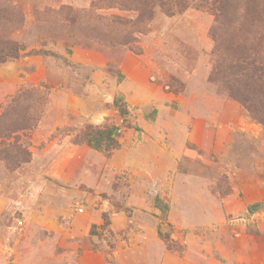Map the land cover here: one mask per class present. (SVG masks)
<instances>
[{
	"label": "rangeland",
	"instance_id": "obj_1",
	"mask_svg": "<svg viewBox=\"0 0 264 264\" xmlns=\"http://www.w3.org/2000/svg\"><path fill=\"white\" fill-rule=\"evenodd\" d=\"M190 1L0 0V264H264V124L229 92L264 0Z\"/></svg>",
	"mask_w": 264,
	"mask_h": 264
},
{
	"label": "trees",
	"instance_id": "obj_2",
	"mask_svg": "<svg viewBox=\"0 0 264 264\" xmlns=\"http://www.w3.org/2000/svg\"><path fill=\"white\" fill-rule=\"evenodd\" d=\"M139 3L141 2H149L151 0H137ZM184 5H189L191 2L190 0H183ZM202 5L207 6L211 10H216L218 13V18L223 16L226 17L228 13H230V9L232 10L233 4L231 0H199ZM230 4V6H229ZM257 7V6H256ZM257 12V8H256ZM260 16L258 17L257 21L259 24H262L264 26V5L263 9L258 12ZM236 15V13H234ZM253 20V19H252ZM232 22H236L235 19H232ZM261 39H264V28L262 29ZM253 49V48H252ZM19 48L11 47L7 49V54H4L3 52H0V62H5L7 58H18L19 57ZM251 51V50H249ZM255 51V49H253ZM39 53V52H38ZM36 53V54H38ZM251 53H245L244 56H242V62L239 63L237 66H235V74L238 76H234V80L232 83V88L229 87L230 96L232 98H235L236 100L240 101L243 107L247 110V112L255 119H258L262 124H264V62L256 61L255 59H252L249 54ZM46 54V52H44ZM255 55V53H254ZM26 92H22L20 95H25ZM115 106L120 113L121 116L127 117L129 115V110L127 108L126 102L118 98L115 100ZM10 111L5 110L4 112L1 110L3 109L0 106V159L8 162L13 163L15 161H20L21 157L17 156L18 158H11L7 153H5L2 150V146L7 145L6 141L10 138L8 131H11V124L10 122L11 116L9 114L11 112H14L16 109V105L12 106L10 105ZM9 112V113H7ZM156 112V111H155ZM155 112H153L151 115V118L155 116ZM17 123V122H16ZM15 123V124H16ZM27 128V127H26ZM29 128V127H28ZM16 130L13 129V132ZM119 129L114 126H108L104 129H97L94 127H89V129L86 132V140L85 142L91 146L94 149L97 150H105V151H111L115 150L119 147L117 138L119 137ZM24 152V151H22ZM260 204H254L249 207L250 212H254ZM167 211V210H166ZM169 228L171 227L168 225ZM158 234L162 240L166 242L168 247L172 250H175L178 253H182V250H178L174 248L173 241L171 239V230L167 232V234H164L162 232L161 225L158 228Z\"/></svg>",
	"mask_w": 264,
	"mask_h": 264
},
{
	"label": "crops",
	"instance_id": "obj_3",
	"mask_svg": "<svg viewBox=\"0 0 264 264\" xmlns=\"http://www.w3.org/2000/svg\"><path fill=\"white\" fill-rule=\"evenodd\" d=\"M254 205V204H253Z\"/></svg>",
	"mask_w": 264,
	"mask_h": 264
}]
</instances>
